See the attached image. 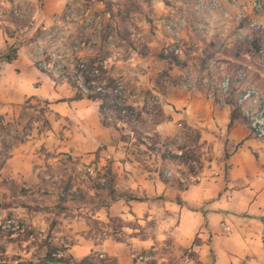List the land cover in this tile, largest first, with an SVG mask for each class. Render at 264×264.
<instances>
[{
  "label": "crops",
  "instance_id": "obj_1",
  "mask_svg": "<svg viewBox=\"0 0 264 264\" xmlns=\"http://www.w3.org/2000/svg\"><path fill=\"white\" fill-rule=\"evenodd\" d=\"M31 1L37 6L32 23L49 27L53 16L74 0ZM0 4L10 6L11 1ZM4 22L0 19V55L16 40ZM142 57L136 60L132 54L114 63L108 58L105 64H117V71L129 80L147 67ZM40 100L48 103L47 124L31 123L29 138L7 147V159L0 166V216H25L14 201L24 185L29 187V202L24 201L29 204V228L70 237L68 251L76 260L100 249L116 264H137L133 252L157 251L167 244L166 257L189 249L199 254L202 264H264V139L234 116L231 104L195 90L177 88L169 93L175 123L184 117L198 127L211 149V157L191 175L195 181L187 184L181 163L170 170L181 180L177 182L163 178L155 165L146 167L143 157L123 145L116 127L103 123L99 96L81 93L70 82L43 71L31 45L24 42L14 61L0 60V126L18 120L28 104L34 107ZM64 156L75 160L65 169L72 178L67 192L54 183L63 172L57 165ZM90 163L110 164L117 180L114 188L128 190V195L138 191L143 197L125 195L99 203L93 188L83 189L76 178L78 170ZM19 198L26 200L25 195ZM58 204L63 208L52 211ZM102 229L107 236L98 241ZM120 235L123 238L117 239ZM3 246L0 264L12 261L10 243ZM33 251L29 248L31 260L36 259Z\"/></svg>",
  "mask_w": 264,
  "mask_h": 264
},
{
  "label": "rangeland",
  "instance_id": "obj_2",
  "mask_svg": "<svg viewBox=\"0 0 264 264\" xmlns=\"http://www.w3.org/2000/svg\"><path fill=\"white\" fill-rule=\"evenodd\" d=\"M10 1V6L0 4V19L6 21L4 28L9 36L29 43L35 61L41 62L45 72L71 83L70 76L78 91L99 96L101 105L106 104L101 110L103 123L114 125L123 145L143 157L146 167L160 169L166 180L177 182L170 170L176 169L178 162L186 168V183L194 182L191 175L211 157L210 146L201 139L198 127L188 124L184 117L175 123L168 101L170 92L177 88L195 90L216 102H228L234 116L251 127L238 97L249 85L264 93V0H74L63 13L53 16L54 24L49 27L32 23L37 6L31 0ZM132 54L136 60L142 54L147 63L139 75L131 74L136 79L124 78L115 68L117 64H105V59L111 58L110 63H114ZM81 59L96 70L97 76H87L90 81L86 77L84 82L95 90L78 88ZM240 72L245 75L242 83H235L228 91L217 90L225 76ZM189 81L195 82V87L187 86ZM47 104L41 100L34 107L28 104L21 118L2 122L0 150L4 153L0 154V166L7 159L9 147L29 138L31 123L39 120L47 124ZM59 162L57 166L63 172L57 174L54 183L67 192L72 178L65 169L73 167L75 160L64 156ZM76 178L83 189L91 186L96 201L102 204L129 194L128 190L114 188L117 180L110 164H87L78 170ZM20 194L26 200L20 199ZM128 196L143 197L138 191ZM14 201L25 216H0V248L7 241L13 251L12 261L4 264H75L81 260L68 251L70 237L29 228V204L24 202H29V187L23 185ZM58 205L52 211L63 208ZM103 232L98 241L107 236ZM31 247L35 260L29 259ZM159 247L157 251L147 248L133 252L136 263H203L193 250H172L174 254L166 257L167 244ZM89 257V264H116L100 249Z\"/></svg>",
  "mask_w": 264,
  "mask_h": 264
},
{
  "label": "built area",
  "instance_id": "obj_3",
  "mask_svg": "<svg viewBox=\"0 0 264 264\" xmlns=\"http://www.w3.org/2000/svg\"><path fill=\"white\" fill-rule=\"evenodd\" d=\"M199 4H201V1H199ZM168 27L170 28L171 24H169ZM78 67L79 75L76 77L78 87L85 91H89V85H84V82L87 76H97L96 70L90 69L82 59ZM244 76L245 75L241 72L236 73L234 76H225L224 79L218 83L217 90L228 91L235 83H242ZM195 85V82H187V86L189 87H195ZM238 105L242 108L241 111H243L244 115L247 117L254 134L264 139V93L254 85H249L243 89V92L238 97Z\"/></svg>",
  "mask_w": 264,
  "mask_h": 264
},
{
  "label": "trees",
  "instance_id": "obj_4",
  "mask_svg": "<svg viewBox=\"0 0 264 264\" xmlns=\"http://www.w3.org/2000/svg\"><path fill=\"white\" fill-rule=\"evenodd\" d=\"M23 43H24L23 40H18V41H15L14 43L10 44V45L8 46L7 50H6L4 53H2V54L0 55V60H7V61H9V62L14 61V60L17 58V56H18V52H19V49H20V47L23 45ZM35 62H36V64H37V65H38L43 71H47V69L41 64L40 61H37V60H36ZM68 78H69V80L71 81V83H72L73 85L76 86L74 80H73L70 76H68ZM87 81H90V78H89V77H87ZM89 87H90L91 89H94V90H95V88L93 87V85H89ZM78 88H79V87H78ZM81 93H82V91H81ZM79 96H80V95H79ZM107 96H108V95H107ZM105 105H106V104H104V105L102 104V105H101V110H102V111L104 110ZM174 158L177 159V158H178V155H175ZM179 201H180V199H179ZM90 259H91V257L87 256V257L81 259L80 261L76 262L75 264H89V260H90Z\"/></svg>",
  "mask_w": 264,
  "mask_h": 264
}]
</instances>
